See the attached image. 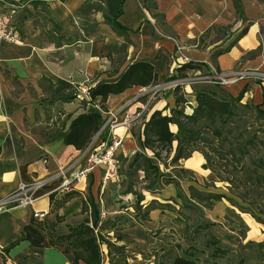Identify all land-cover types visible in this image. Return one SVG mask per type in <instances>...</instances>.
Wrapping results in <instances>:
<instances>
[{"label": "crops", "instance_id": "obj_1", "mask_svg": "<svg viewBox=\"0 0 264 264\" xmlns=\"http://www.w3.org/2000/svg\"><path fill=\"white\" fill-rule=\"evenodd\" d=\"M0 11L11 14L20 40L0 43V198L22 182L50 178L60 168H79L90 160L91 151L85 153L62 139L72 119L88 109L75 98L79 88L115 81L136 62L151 63L157 84H162L177 64L186 65L184 56L191 61L183 70L189 75L216 69L227 74L264 71V0H0ZM153 90L154 85H134L110 94L105 102L107 110L119 114L118 123L130 121L127 127L116 128L124 135L117 152L125 164L119 170L122 182H104L105 166L97 165L85 180L73 183L72 191H54L60 182L52 181L36 191L33 204L0 211V264H74V254L50 245L47 238L43 246L21 238L26 226L44 236L48 231L66 235L70 227L86 221L103 240V264H110L115 255H124L129 264H158L160 255L178 242L161 235H182L184 203L212 223L227 249L241 253L242 240L247 241L246 250L255 259H264L262 230L249 213L226 199L208 208L190 196V186L209 192L202 184L208 179L211 158L205 146L213 145L215 138L210 129L204 130L191 157L179 164L165 165L152 158L159 167V190L143 188L145 172L130 169L137 152L144 150L145 122L155 110L169 114L175 106L174 88L151 96L149 103L147 93ZM196 90L226 98L242 95V103L264 110V84L251 78L224 86L187 84L183 91L190 99L188 113L193 112ZM171 130L177 132L178 126L171 124ZM165 178L172 181L165 183ZM137 184L141 186L136 188ZM138 203L146 218L136 211ZM36 211L45 216L35 217ZM220 220L230 221L238 238L214 229ZM113 222L118 229L106 227Z\"/></svg>", "mask_w": 264, "mask_h": 264}, {"label": "trees", "instance_id": "obj_2", "mask_svg": "<svg viewBox=\"0 0 264 264\" xmlns=\"http://www.w3.org/2000/svg\"><path fill=\"white\" fill-rule=\"evenodd\" d=\"M114 26L119 28L120 25L115 22ZM186 65L178 69L180 75H185L183 70H186ZM172 77L169 76L168 80ZM157 80L158 75L151 63L136 62L130 65L117 80L101 81L91 86L88 91L90 99L80 100L88 109L72 119L62 136L64 143L86 150L107 120L109 110L106 109L105 102L110 94L124 92L134 85H156ZM241 99L242 95L226 98L211 90H196L193 112L188 113L186 109L187 106H191L190 99L182 87H176L175 106L170 108L169 114H165L164 110H155L151 114L144 124L142 140L144 150L137 152L129 165L130 169H142L145 172L143 182L146 184L142 187L153 192L160 189L159 167L152 158L165 165L169 163L177 165L181 159L191 157L192 148L197 146L204 130L210 129L218 139V149L213 148L212 151L219 157L221 171L228 175L227 178H223V181L228 183V191L206 192L190 186L191 198L208 208H213L216 201L226 199L242 212L249 213L258 222L264 224V206L261 204L264 203V151L259 147L260 143L264 145V141L258 142V132L261 129L250 128L255 124L248 122L249 117L242 113V109H255L257 114L263 117L264 110L251 102L242 103ZM97 103L102 110L95 108L94 105ZM171 124L178 126L177 132L171 130ZM107 132L108 128L102 130L98 139L104 138ZM175 142H177L176 146ZM227 144L228 148L225 147ZM148 151L152 154L150 155ZM171 155L172 158L168 162ZM165 179V183L172 181L171 178ZM134 193L139 200L142 199L141 192ZM178 194L181 195L180 192ZM140 207L138 203L136 211L141 212ZM183 207L186 209L181 212L184 218L179 220L182 225V236L172 248L160 255L158 264H224L219 259L231 254L239 255L218 245L219 239L210 229L212 223H197L196 207L185 203ZM150 208L151 206H148V209ZM141 213L144 218L147 217L146 212ZM117 224V222L109 223L106 227L118 229ZM133 224L135 222L131 223ZM192 231L193 236L189 241ZM199 237L203 239L199 241ZM46 238L50 245L62 246L64 252L74 254V264H78L80 260L86 264H103L101 254L103 240L95 233L88 221L70 227V232L66 235H56L48 231L44 236L32 226H26L21 239H29L34 245L43 246ZM182 241L186 242L187 246H184ZM17 242L4 250L7 252ZM205 250L208 252L206 256L203 255ZM110 264L129 263L124 255H115ZM237 264L247 263L240 257Z\"/></svg>", "mask_w": 264, "mask_h": 264}, {"label": "built area", "instance_id": "obj_3", "mask_svg": "<svg viewBox=\"0 0 264 264\" xmlns=\"http://www.w3.org/2000/svg\"><path fill=\"white\" fill-rule=\"evenodd\" d=\"M19 42L17 28L11 22V14H6L0 11V43L1 42ZM180 49V47H178ZM178 49V50H179ZM183 63L189 64L191 61L187 57H183ZM183 65V64H182ZM178 65L171 70V79L165 81L162 84L154 85L156 91H165L167 88L184 87L189 83L197 81H205L219 86H224L232 83L238 79L251 78L264 84V71L260 69H246L234 74H227L219 72L217 69L211 73H198L195 75H180L178 69L182 66ZM89 88H79L76 97L79 100H89ZM96 109L102 110L100 104L94 105ZM109 117L103 124L99 133L95 136L96 140H99L97 144L91 142L85 153L91 151L90 160L79 168H60L58 172L50 178H44L33 182H22L19 186L9 193L7 196L0 198V211L10 210L16 206H27L33 204L36 201V191L44 188L52 181L59 180L60 184L54 191L69 192L73 190V183L85 180L94 170L97 165L105 166L104 182L109 179L116 181L120 180V160L117 157V151L123 143L124 135L117 133L116 128L121 126H128L130 121L125 119L123 122H117V112H108ZM108 128L107 134L102 139H97L102 130ZM45 212L36 211L35 217L43 218Z\"/></svg>", "mask_w": 264, "mask_h": 264}, {"label": "rangeland", "instance_id": "obj_4", "mask_svg": "<svg viewBox=\"0 0 264 264\" xmlns=\"http://www.w3.org/2000/svg\"><path fill=\"white\" fill-rule=\"evenodd\" d=\"M159 93H163V92L162 91H156V89H154L153 91H150L149 93H147L148 94V96H147L148 98L147 99H149L151 96L157 95ZM151 102H152V99H149V103H151ZM242 113L243 114L245 113L246 117H249V121H248L249 123L252 122V123L255 124V125H252L250 128L261 129V131L259 130L260 132H258L257 140H258V142H263L264 141V131H263L264 130L263 129L264 128V117L260 116L259 114H257L255 109L243 108L242 109ZM117 116H119V114H117ZM108 117H109V115H108ZM261 124H263V125H261ZM94 138H93L92 142H95ZM213 140H214V142H213L214 144L213 145L209 144V145L205 146V148L208 151V154L211 156V158H210V161L208 162V165L210 166V168H208V170H206V173L208 175V179H205L203 181L202 186H204V187L206 186L207 188H205V189L209 190V191L212 190V191H217V192H227L228 191V189H227L228 183L226 181H223V178H227L228 175L221 171V164H220V161H219V157H218V155L215 152L212 151L213 148L214 149H218V139L215 137ZM98 141L99 140H96L95 144H97ZM225 147L228 148V144L225 145ZM259 147L261 148L262 151H264V145L262 143L259 144ZM117 157L119 158L118 153H117ZM120 157H121V160H122V163H123L121 165V161H120V168H123V166L125 164L123 162V158H122L121 155H120ZM239 165H240V162H239ZM206 167H207V165H206ZM201 172H202V170H201ZM119 175H120V180L119 181L122 182L121 173ZM133 180L134 181L137 180L136 176H133ZM214 181H215V183H214ZM139 186H141V184H137L136 188H139ZM205 189L202 188V190H205ZM235 198L239 202H241V200L239 198H237V197H235ZM261 204H263V206H264V203H261ZM197 211H198V209H197ZM197 214H198V223L205 222L204 220H202V217L200 216V211H198ZM246 215L248 217L252 218L253 222L256 224L257 227H260V229L262 230V238H264V224L258 222L250 214H246ZM214 223H215V226H216L214 229L221 230L223 235L225 234L224 230L227 231V234H232L233 236H235L234 233H237L235 228L230 225V221L228 222L226 220H220V221H217V222H214ZM234 226H236V225H234ZM210 229H211V232L219 239V244L218 245L227 249V245L225 243L226 241L223 240V237L221 236V234L220 233H215V231L213 232V228L212 227ZM244 233H246V232H243V234H241V236L244 237V235H245ZM161 236H163V239L167 240V241H170L172 239L174 241V240L179 238L178 236H177L178 237L177 238L176 234H174L172 232L171 233L167 232V233H165V234H163ZM192 236H193V231L191 232V235L189 237V241H191ZM260 236H261V234H260ZM235 238H238V237L235 236ZM202 239H203L202 237H199V241H201ZM246 240H248V242H250L249 239H246ZM183 242L184 241H182L181 243H183ZM200 243H198V245L202 246ZM242 243L244 244V246H242V252L241 253H240L239 250L234 251L233 249H231L232 252H237V253H239V255L231 254L228 257H223V258L219 259V261H221V263H224V264H237L238 261H239V258L242 257L244 259V262L247 263V264H249L250 262H252V264H254L256 261H257L256 264H259L260 261L264 262L263 258L262 259L261 258L260 259L259 258L255 259V257L252 256L250 251L246 250V246L248 245L247 241L243 242V240H242ZM183 245L187 246V243L184 242ZM157 252H158V250H157ZM209 253H210V249H209ZM206 254H208L207 250L203 251V255L206 256ZM158 262H160V258H159Z\"/></svg>", "mask_w": 264, "mask_h": 264}, {"label": "bare ground", "instance_id": "obj_5", "mask_svg": "<svg viewBox=\"0 0 264 264\" xmlns=\"http://www.w3.org/2000/svg\"><path fill=\"white\" fill-rule=\"evenodd\" d=\"M205 82V81H204ZM217 85V84H216Z\"/></svg>", "mask_w": 264, "mask_h": 264}]
</instances>
